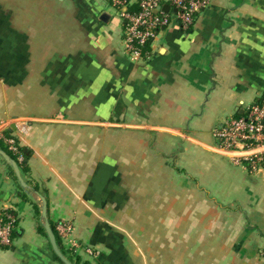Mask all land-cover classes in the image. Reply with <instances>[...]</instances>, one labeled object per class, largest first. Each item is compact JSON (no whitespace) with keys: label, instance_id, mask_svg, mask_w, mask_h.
Here are the masks:
<instances>
[{"label":"crops","instance_id":"obj_1","mask_svg":"<svg viewBox=\"0 0 264 264\" xmlns=\"http://www.w3.org/2000/svg\"><path fill=\"white\" fill-rule=\"evenodd\" d=\"M205 1L133 63L109 0H0V150L23 149L28 186L0 158V264H59L30 190L73 264H264V163L212 136L264 98V0Z\"/></svg>","mask_w":264,"mask_h":264},{"label":"built area","instance_id":"obj_2","mask_svg":"<svg viewBox=\"0 0 264 264\" xmlns=\"http://www.w3.org/2000/svg\"><path fill=\"white\" fill-rule=\"evenodd\" d=\"M111 7L121 19L122 52L133 63L148 58L146 47L167 29L172 22L185 32L192 26L196 16L207 7L205 0H109ZM167 6V11L161 8ZM213 138L218 142V150L233 156L234 164L244 163L251 173L258 171L264 163V152L249 153L264 147V98L251 104L245 114L227 122L223 127L213 131ZM10 151L22 157L17 151L13 138L6 139ZM16 228L15 215L0 209V247L12 244L13 231ZM56 230L70 248L77 244L69 238L71 226L60 222ZM89 253V250H86Z\"/></svg>","mask_w":264,"mask_h":264},{"label":"water","instance_id":"obj_3","mask_svg":"<svg viewBox=\"0 0 264 264\" xmlns=\"http://www.w3.org/2000/svg\"><path fill=\"white\" fill-rule=\"evenodd\" d=\"M161 9L163 11H167L168 7L165 5ZM11 128H14V127H11ZM0 158L5 162V164H7L11 168L14 174V177L17 183L19 184L20 188H22L23 190H28L27 184L24 182V180L21 177L20 170H19L17 163L13 159H11L2 150H0ZM38 198H39L40 220L42 222V227H43L47 242L49 244V247L52 253L62 264H73L63 255V253L61 252L56 242L55 235L52 232L51 227L49 225V221L47 219V204H46L45 198L39 195H38Z\"/></svg>","mask_w":264,"mask_h":264},{"label":"trees","instance_id":"obj_4","mask_svg":"<svg viewBox=\"0 0 264 264\" xmlns=\"http://www.w3.org/2000/svg\"><path fill=\"white\" fill-rule=\"evenodd\" d=\"M11 159H13L16 163H17V165H18V167H19V169H20V167H22V166H24V161L23 160H25V158H26V155H25V152H23V149L22 148H19V147H17V151L19 152V154L21 155V157H22V159H21V161H17L16 160V158H15V156H13L12 155V153L11 152H9V151H7V150H5V148H1ZM31 192H33L36 196H38L36 193H37V191L36 190H30ZM38 201L37 202H35V201H33L32 202V206H33V211H34V214H35V216H36V218H37V232L39 233V234H41V235H43L45 238H46V235H45V233H44V230H43V227H42V222H41V220H40V210H39V207H38ZM13 213V212H12ZM14 214V213H13ZM15 215V214H14ZM15 217H16V226H17V216L15 215ZM58 223H60V222H58ZM49 225H50V227H51V230H52V232L54 233V235H55V239H56V242H57V244H58V246H59V248H60V250H61V252L63 253V255L71 262V263H73V261H72V256L69 254V251H67V250H65L64 249V246H63V244H62V241H61V238L59 237V235H58V232H57V230H56V227H55V225L54 224H52V223H50V221H49ZM14 234H15V230L13 231V235H12V238H13V236H14ZM49 249H50V247H49ZM72 250H74L73 248H70V251H72ZM50 251H51V249H50ZM51 253H52V251H51ZM52 255H53V258L56 260V262H58L59 264H62L56 257H55V255L52 253ZM75 264H77L76 262H75Z\"/></svg>","mask_w":264,"mask_h":264},{"label":"rangeland","instance_id":"obj_5","mask_svg":"<svg viewBox=\"0 0 264 264\" xmlns=\"http://www.w3.org/2000/svg\"><path fill=\"white\" fill-rule=\"evenodd\" d=\"M67 244V243H66Z\"/></svg>","mask_w":264,"mask_h":264}]
</instances>
